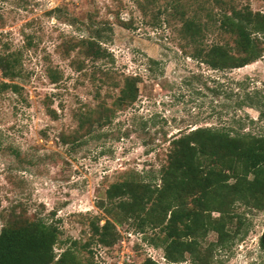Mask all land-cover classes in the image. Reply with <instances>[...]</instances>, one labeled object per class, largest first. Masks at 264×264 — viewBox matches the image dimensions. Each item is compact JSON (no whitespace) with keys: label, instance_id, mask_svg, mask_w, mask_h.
<instances>
[{"label":"rangeland","instance_id":"rangeland-1","mask_svg":"<svg viewBox=\"0 0 264 264\" xmlns=\"http://www.w3.org/2000/svg\"><path fill=\"white\" fill-rule=\"evenodd\" d=\"M170 5L185 16L201 15L198 8L210 9L212 0H0V56L19 51L22 69L11 82L19 93L0 91V213L19 205L29 216L52 222L60 231L57 256L70 248L82 264H139L148 257L167 264L160 249L125 224L115 225L120 241L111 249L91 244L92 255L79 249L89 240L92 218L99 225L108 218L95 202L129 174L154 183L179 134L214 127L264 135L256 109L237 106L244 92L264 98V55L222 71L190 59L179 48L181 17L171 14ZM232 6L264 12V0H233ZM90 31L106 54L96 62L70 50ZM213 38L207 34L205 41ZM48 70L59 76L56 84ZM128 76L139 79L134 103L114 110L88 135L62 143L77 130L78 118L98 105L112 108ZM8 82L0 72V85ZM45 104L55 118L45 114ZM243 213L246 235L214 250L210 264H264L258 246L264 212ZM214 240L209 234L207 241Z\"/></svg>","mask_w":264,"mask_h":264},{"label":"trees","instance_id":"trees-1","mask_svg":"<svg viewBox=\"0 0 264 264\" xmlns=\"http://www.w3.org/2000/svg\"><path fill=\"white\" fill-rule=\"evenodd\" d=\"M232 1L212 0L210 9L198 8L204 14L194 11L190 16L170 5L171 14L181 17L178 32L183 54L219 71L242 68L264 55V12L247 6L235 8ZM207 34L214 37L209 42L205 41ZM75 49L92 62L106 55L91 31L70 46L71 51ZM20 56L19 51H5L0 56V72L10 81L1 83L0 91L19 93L20 87L11 82L21 76ZM75 64L80 71L81 63ZM47 74L51 84L58 82L55 72L48 70ZM99 74L103 81L108 80L107 73ZM138 83L135 76L124 77L112 108L98 105L95 112L78 118L77 130L62 137V143L88 135L93 125L100 128L107 123L114 110L133 104ZM237 106L256 109L259 120L264 121V98L256 91L244 92ZM44 111L55 118L46 104ZM95 207L108 218L102 225L96 217L90 221L89 240L79 245L89 255L91 244L111 249L118 243L115 225L125 224L142 234L143 242L160 249L167 264L186 259L191 264H210L214 250L228 249L246 235V229H241L243 211L264 212V135L214 127L179 134L170 141L154 183L129 174L110 184ZM0 221V264H82L70 248L58 256L54 253L60 231L52 222L29 216L19 205L1 212ZM209 234L215 236L214 241H207ZM258 246L264 253V233ZM86 264L93 263L87 260ZM139 264L158 263L148 257Z\"/></svg>","mask_w":264,"mask_h":264}]
</instances>
